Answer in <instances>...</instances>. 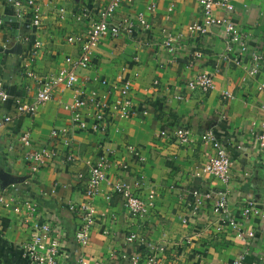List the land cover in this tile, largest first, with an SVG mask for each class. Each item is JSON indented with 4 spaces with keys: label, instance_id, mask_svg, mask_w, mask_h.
I'll list each match as a JSON object with an SVG mask.
<instances>
[{
    "label": "crops",
    "instance_id": "obj_1",
    "mask_svg": "<svg viewBox=\"0 0 264 264\" xmlns=\"http://www.w3.org/2000/svg\"><path fill=\"white\" fill-rule=\"evenodd\" d=\"M107 3L39 0L42 25L34 33L29 32L27 7L14 9L0 0V79L10 96L0 105V117H12L11 123L0 128V196L9 202L7 206L0 203V264H32L19 248L30 233L22 216L14 212L16 205L26 201L36 204L45 221L60 233V264H74L79 254L100 264H119L121 255L138 254L141 264H146L150 247H163L164 252L158 253L160 264H228L244 252L246 262L264 264V259L260 260L264 256V153L258 145V135L264 132V90H260L264 60L256 64L255 76L248 75L255 66L252 56L264 52V0H231L229 18L243 34L244 51L231 46L220 28L210 27L203 34L187 31L201 22V8L191 0H178L172 10L170 0H120L112 22L118 24L144 14L150 30L101 39L90 68L80 71L78 78L87 95L97 92L109 102L115 94L100 81L116 86L120 81H130L135 114L127 119L109 115L103 134L89 129L95 110L87 108L81 116L89 127L82 130L64 110L74 94L61 88L35 114H16L13 99L30 103L36 93L35 81L23 73L33 42L40 45L31 62L33 72L37 76L56 73L64 67L66 56L77 53V47L68 44L66 38L85 34ZM151 6L153 10L148 11ZM60 8L65 11L62 16ZM214 15L226 14L217 10ZM168 34L175 40L172 52L162 43ZM28 36L30 42L24 41ZM229 47L233 50L228 55L237 57L238 65L224 61ZM199 73L212 77V90L204 93L186 88L184 83ZM154 81L158 84L152 85ZM225 92L232 98L224 97ZM178 94L182 101L175 99ZM178 127L190 130L189 145L174 141L172 129ZM61 129L68 131L71 150L78 156L74 164L64 162L63 144L51 137L52 130ZM206 131L226 146L233 160L227 189L229 213L236 215L247 202L258 210L242 224L254 231L253 240L236 238L235 231L221 225L211 213L209 202L191 215V190L215 191L220 187L211 176L194 174L214 155L212 147L199 139ZM24 133L30 136L31 149L56 146L58 158L33 174L23 158L26 148L19 142ZM128 146L135 147L143 161L128 153ZM99 155L108 156L111 165L92 200L96 216L90 244L82 249L73 238L77 215L67 207L84 202L76 174ZM135 179L141 182L143 199L153 204L144 219L129 216L119 198L109 194L113 182ZM131 234L136 240L129 243L126 239Z\"/></svg>",
    "mask_w": 264,
    "mask_h": 264
},
{
    "label": "built area",
    "instance_id": "obj_2",
    "mask_svg": "<svg viewBox=\"0 0 264 264\" xmlns=\"http://www.w3.org/2000/svg\"><path fill=\"white\" fill-rule=\"evenodd\" d=\"M9 6L14 9L25 6L29 9V32H36L41 28V8L39 0H5ZM170 8L172 10L173 4L178 0H170ZM201 8V22L194 24L187 28L191 34H203L210 27L220 28L224 34V38L231 46H237L241 51L245 50V42L243 34L236 27L229 14L233 11L231 0H191ZM120 6V0H108L106 7L100 12L98 18L90 22L85 34L79 36H69L66 42L77 47L75 55H68L63 59L64 67L59 69L56 73L49 76H37L32 69L31 62L35 57L36 50H39L40 45L34 41L32 50L23 64V73L27 78L33 79L36 84V93L34 100L30 103L20 99H13V106L16 114H35L39 106L52 100L55 92L61 88L73 92L74 98L70 104L64 106V110L70 112L72 121L76 126L82 130L89 126L82 119L81 111L87 108L95 110L94 121L89 129L92 131L105 133L107 130V117L112 114L118 115L121 119L130 118L135 114L132 105V85L130 81H120L118 86L109 83L106 80H101L100 85L104 87H112L115 97L112 102L100 96L97 92H91L88 95L84 92L83 83L78 78V73L90 68L91 59L94 50L99 45L103 38H117L122 34L131 36L138 30H150V22L144 14L136 16L134 19H125L122 22L113 23L116 10ZM148 11L153 10L149 7ZM223 11L226 15L221 17L215 16L217 11ZM62 16L65 11L63 8L58 10ZM2 22L0 20V26ZM30 36V35H29ZM26 37L24 41L30 42V38ZM174 38L168 34L163 39V45L168 48L170 52L175 50ZM232 47L227 49V53L223 55L226 62L239 64L237 57H229ZM200 54L197 52L196 57ZM254 67L248 70L249 76H255L258 72L256 64L264 60V52L256 53L252 56ZM1 64V54H0ZM213 79L206 73H199L193 78L187 80L185 84L189 91L199 90L201 92H208L213 88ZM158 81H154L152 85H157ZM113 85V86H112ZM260 90H264V82L260 85ZM224 97L232 98V95L225 92ZM175 99L182 101L181 94L175 95ZM10 100V96L3 87V82L0 79V105L6 104ZM12 117L1 116L0 128L11 123ZM173 139L178 145L187 146L192 142V134L189 129L185 127H178L172 129ZM162 135H164L162 133ZM51 137L58 140L65 148L64 162L66 164H74L78 161V156L71 150L72 143L68 137L66 129L52 130ZM200 141L204 144H209L214 155L203 164L200 171H196L195 176L201 177L208 175L218 181L220 187L218 190L200 191L193 189L190 192L191 200V215L198 214L205 202L211 205V213L216 216L221 225H226L235 231L236 238L245 241L253 240L255 233L253 230L244 229L242 224L249 220L252 215L258 213L252 202H247L239 209L237 214L231 215L229 213L228 202V186L231 180V167L233 160L228 153L226 146L218 141L211 131L204 132L200 137ZM260 152L264 153V132L258 135ZM19 142L23 148H26L24 159L29 163L30 169L34 174L47 162L55 160L59 156L56 146H41L36 149H31V139L29 134L24 133ZM127 152L142 160L133 146L127 147ZM110 160L106 155H99L93 162L87 163V168L84 171L78 172L76 178L80 184L84 202L79 206L69 204L67 210L77 215L78 226L75 229L74 241L79 248H86L90 244V234L94 225L96 210L92 203L93 198L97 195L100 185L106 181L107 172L110 169ZM13 190H16L15 184L11 185ZM141 182L135 179L131 182L126 180H118L111 184L110 196H117L127 211L129 216L138 219L146 218L153 209V204L146 201L140 194ZM0 203L8 205L9 202L0 196ZM14 212L22 216L24 227L29 231L30 238L28 241L20 245L22 256L29 260L32 264H60L58 261V251L60 245V233L55 231L49 222H46L43 215L39 211V207L33 202H25L21 205H16ZM264 217V212L262 213ZM185 223V220H182ZM220 230V227H217ZM127 242L136 240V235L131 234L127 237ZM151 252V253H150ZM150 252L145 255L146 264H160L158 256L164 252L163 247L152 248ZM159 253V255H158ZM246 252L237 255L228 264H257V262H246ZM264 256L260 259L263 260ZM74 264H100L99 261L91 259L84 254L77 255ZM119 264H141V257L138 254L121 255ZM227 264V263H226Z\"/></svg>",
    "mask_w": 264,
    "mask_h": 264
}]
</instances>
